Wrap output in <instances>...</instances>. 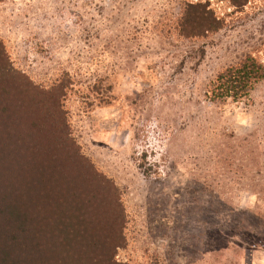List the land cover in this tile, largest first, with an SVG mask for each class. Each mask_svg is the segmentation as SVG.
Segmentation results:
<instances>
[{
  "label": "rangeland",
  "instance_id": "374dc122",
  "mask_svg": "<svg viewBox=\"0 0 264 264\" xmlns=\"http://www.w3.org/2000/svg\"><path fill=\"white\" fill-rule=\"evenodd\" d=\"M224 26L177 30L186 2ZM0 38L34 83L67 84L82 152L121 191L126 264H264V81L208 91L247 56L264 63V0H3Z\"/></svg>",
  "mask_w": 264,
  "mask_h": 264
},
{
  "label": "trees",
  "instance_id": "16d2710c",
  "mask_svg": "<svg viewBox=\"0 0 264 264\" xmlns=\"http://www.w3.org/2000/svg\"><path fill=\"white\" fill-rule=\"evenodd\" d=\"M181 14L186 38L224 26L206 2H186ZM261 81L264 63L247 56L216 77L208 96L241 101ZM66 94L64 81L45 88L16 69L0 38V264H126L118 259L127 243L121 191L73 137Z\"/></svg>",
  "mask_w": 264,
  "mask_h": 264
}]
</instances>
